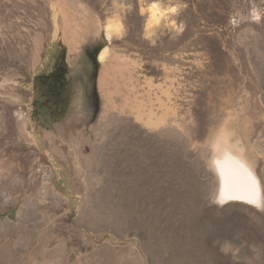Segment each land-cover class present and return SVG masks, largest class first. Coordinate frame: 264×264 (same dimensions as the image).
Wrapping results in <instances>:
<instances>
[{
    "label": "rangeland",
    "instance_id": "rangeland-1",
    "mask_svg": "<svg viewBox=\"0 0 264 264\" xmlns=\"http://www.w3.org/2000/svg\"><path fill=\"white\" fill-rule=\"evenodd\" d=\"M57 51L72 100L47 129ZM221 142L264 196V0H0V264H264V205L216 201Z\"/></svg>",
    "mask_w": 264,
    "mask_h": 264
},
{
    "label": "trees",
    "instance_id": "trees-1",
    "mask_svg": "<svg viewBox=\"0 0 264 264\" xmlns=\"http://www.w3.org/2000/svg\"><path fill=\"white\" fill-rule=\"evenodd\" d=\"M104 45L96 49L95 58ZM90 55V54H89ZM54 66L49 72L36 75L34 87L37 97L34 100L33 119L50 129L54 123L67 114L72 95L70 93L69 66L64 51L53 55Z\"/></svg>",
    "mask_w": 264,
    "mask_h": 264
},
{
    "label": "bare ground",
    "instance_id": "bare-ground-1",
    "mask_svg": "<svg viewBox=\"0 0 264 264\" xmlns=\"http://www.w3.org/2000/svg\"><path fill=\"white\" fill-rule=\"evenodd\" d=\"M61 8H63V7H61ZM64 11H65V9H64ZM150 11H151L150 26L156 25L158 23L159 19L162 16H164L165 13H166V10L163 9L157 2H154V3H152L150 5ZM172 11H173V8H172ZM65 20H66L65 21V26H64V29H63L64 30V35H68V34H70L71 28L69 26L70 23L68 21V16H66V14H65ZM119 28L120 27L117 25V23L116 24L109 23L108 26H107V32H106L107 33L106 34L107 38L108 39L112 38L114 33H117L119 31ZM71 35H73V33ZM110 52H111L110 51V47L109 46H104L102 48L100 54H99V59L102 62L105 61L107 59V57L109 56ZM148 124H154V122H152V120L150 119ZM223 140L224 139H222V141ZM237 160H240L243 163L245 162L249 167H251L253 169V167L249 163L250 161H248L247 156L243 152H241L240 150L235 151L229 146V144L227 145V144H224L223 142H221L220 145L217 148L216 154L213 157V165L215 167V170L219 169V171L222 174V179H223V182H224V189H223L224 195L220 196L219 193H218V197L220 196L219 200H225L228 197L238 196L239 194H241L240 193L241 191H239V190L242 189V188L245 189L246 195L248 197L255 198L257 196L256 192H254L252 190L251 185L249 183H247L248 181L240 180L239 183L238 182L237 183L236 182L233 183V182H231V180L228 179V176H227L228 170H235L236 174L238 172L240 173V176H241V174L244 173V168L240 166L241 163H239ZM218 177H220L219 174H218ZM219 188H220V178H219ZM31 240H34V239L32 238Z\"/></svg>",
    "mask_w": 264,
    "mask_h": 264
},
{
    "label": "water",
    "instance_id": "water-1",
    "mask_svg": "<svg viewBox=\"0 0 264 264\" xmlns=\"http://www.w3.org/2000/svg\"><path fill=\"white\" fill-rule=\"evenodd\" d=\"M239 159V158H238ZM239 163H241V167L244 168V173L241 174L240 176V173L238 172L236 174V171L235 170H228V179L231 180V182H240V180H246L248 181L247 183H249L252 187V190L254 192H256V197L255 198H251V197H248L246 195V192H245V189L242 188L240 189L239 191H241L238 196H233V197H228L226 198L225 200H219V197L220 196H223L224 195V192H223V189H224V182H223V179H222V174L221 172L219 171V169H216L217 173L219 174V178H220V188H219V197L217 196L216 197V201L221 203V204H224V203H227V202H231V201H240V202H243V203H247L248 205H252L254 207H257V208H261L263 207L264 205V196H263V190H262V187H261V183H260V178L259 176L257 175V173L251 168L249 167L245 162L243 163L242 161L240 160H237ZM242 168V169H243ZM242 178V179H241Z\"/></svg>",
    "mask_w": 264,
    "mask_h": 264
}]
</instances>
